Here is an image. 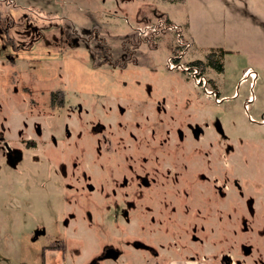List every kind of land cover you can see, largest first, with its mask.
<instances>
[{"label": "flooded vegetation", "instance_id": "obj_1", "mask_svg": "<svg viewBox=\"0 0 264 264\" xmlns=\"http://www.w3.org/2000/svg\"><path fill=\"white\" fill-rule=\"evenodd\" d=\"M26 4L30 7L0 0L8 14L18 7L35 14L54 12L47 0ZM162 20L169 22L160 19L146 32L134 31L122 45L99 42L98 65H137L142 51L155 49V40L168 33L154 31ZM86 36L91 40L93 33ZM24 41L9 43L23 49ZM186 56L182 62L196 66L207 87L215 86L207 75V57L186 62ZM11 81L16 82L15 74ZM212 90L215 94L204 92L221 103ZM14 93L22 99L20 112L26 118L15 133L18 145L0 121L1 157L4 173H17L26 152L43 147L33 158L45 181L37 192L44 220L32 237L33 242L48 239L43 264L60 259L77 264L85 235L106 241L82 264H264V220L254 236H244L255 215L252 194L264 195V184L246 173L247 151L229 142L218 121H207L210 115L197 98H183L178 104L184 108L176 112L175 96L160 102L151 90L147 97L136 90L91 93L83 102L64 85L51 92L24 88ZM18 100L15 110H20ZM32 197L25 198L28 210L34 207ZM128 226L137 233L128 234ZM81 228L90 233L80 234Z\"/></svg>", "mask_w": 264, "mask_h": 264}, {"label": "rangeland", "instance_id": "obj_2", "mask_svg": "<svg viewBox=\"0 0 264 264\" xmlns=\"http://www.w3.org/2000/svg\"><path fill=\"white\" fill-rule=\"evenodd\" d=\"M26 1L17 0V4L30 7ZM47 1L54 10L51 14L28 13L22 7L8 14L3 12L5 5H0V121L5 123L7 131L10 129L15 144L19 142L16 130L22 128L20 122L26 114L20 112L24 104L14 92L24 88L51 92L64 85L78 92L80 102L91 93L107 95L136 90L147 97L146 91L151 90L160 102L162 97L175 96L176 112L184 108L182 103L178 104L180 100L195 97L198 100L194 101L208 111L207 121L211 118L218 121L229 142L247 151L246 173L264 184V0ZM160 19H168L180 27L186 62L206 61L212 52L219 56L223 72L209 67L207 75L215 82V86L208 88L217 90L221 103L215 102L214 95H206L189 72L169 70L168 59L174 56L177 47L174 31L157 38L155 49L142 51L137 65L128 62L122 69L107 63L98 65L96 54L101 42L108 46L122 45L134 31L146 32ZM24 33H27L25 38ZM87 33H93L91 40ZM21 40L27 45L15 49ZM14 74L15 83L11 81ZM17 99L20 110L14 108ZM191 108L193 111V105ZM42 149L39 145L36 150L26 152L25 165L19 172L9 174L4 173L0 151V264H43L42 248L48 239L39 237L32 241L33 230L41 227L44 220L37 192L45 181L40 163L33 158L35 155L38 158ZM9 192L15 195H8ZM30 193L35 203L28 210L25 198ZM252 195L257 197V203L244 235L247 238L257 233L264 220V195ZM248 217L246 214L245 218ZM127 229L128 234L137 233L134 226ZM79 233L90 231L81 228ZM105 239L85 235L76 263L82 264L93 253L96 255Z\"/></svg>", "mask_w": 264, "mask_h": 264}, {"label": "built area", "instance_id": "obj_3", "mask_svg": "<svg viewBox=\"0 0 264 264\" xmlns=\"http://www.w3.org/2000/svg\"><path fill=\"white\" fill-rule=\"evenodd\" d=\"M154 31H160L165 33L174 31L177 33L178 48L174 56L168 59L169 70L189 72L191 78L196 82L197 85L201 86V88H203L207 94H215L213 90L207 87L206 77L200 74L199 69L196 66L187 65L182 62L186 51L182 48L185 46V44L182 40V35L180 34V27L175 24H171L170 22L162 20L158 22ZM251 75H254V73H251Z\"/></svg>", "mask_w": 264, "mask_h": 264}, {"label": "trees", "instance_id": "obj_4", "mask_svg": "<svg viewBox=\"0 0 264 264\" xmlns=\"http://www.w3.org/2000/svg\"><path fill=\"white\" fill-rule=\"evenodd\" d=\"M170 2H177V1H182V0H168ZM224 54V52L222 53V55ZM207 67H211L213 69H215L218 72H223V65L222 62L219 58V56L214 52L210 53L207 56V63H206Z\"/></svg>", "mask_w": 264, "mask_h": 264}]
</instances>
